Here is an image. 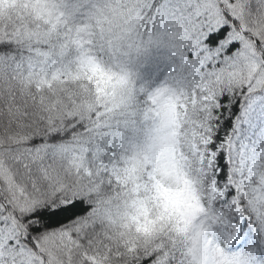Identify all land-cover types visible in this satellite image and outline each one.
Here are the masks:
<instances>
[{"label": "snow or ice", "instance_id": "obj_1", "mask_svg": "<svg viewBox=\"0 0 264 264\" xmlns=\"http://www.w3.org/2000/svg\"><path fill=\"white\" fill-rule=\"evenodd\" d=\"M0 264H264V0H0Z\"/></svg>", "mask_w": 264, "mask_h": 264}]
</instances>
